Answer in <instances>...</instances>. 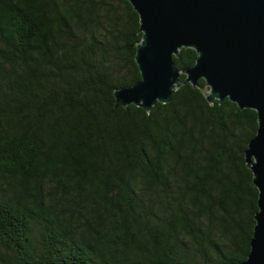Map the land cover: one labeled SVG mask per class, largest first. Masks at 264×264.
I'll return each instance as SVG.
<instances>
[{
	"label": "trees",
	"instance_id": "16d2710c",
	"mask_svg": "<svg viewBox=\"0 0 264 264\" xmlns=\"http://www.w3.org/2000/svg\"><path fill=\"white\" fill-rule=\"evenodd\" d=\"M142 37L129 0H0V264L247 258L257 111L184 73L170 102L116 106Z\"/></svg>",
	"mask_w": 264,
	"mask_h": 264
},
{
	"label": "water",
	"instance_id": "95a60500",
	"mask_svg": "<svg viewBox=\"0 0 264 264\" xmlns=\"http://www.w3.org/2000/svg\"><path fill=\"white\" fill-rule=\"evenodd\" d=\"M129 1L143 33L136 52L141 80L115 91L116 106L134 103L151 111L157 102H170L184 73L185 83L205 80L211 103L229 98L257 111L245 158L259 190L258 211L250 252L237 264H264V0ZM185 47L194 48L197 59L179 69L174 56Z\"/></svg>",
	"mask_w": 264,
	"mask_h": 264
}]
</instances>
